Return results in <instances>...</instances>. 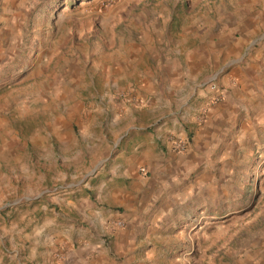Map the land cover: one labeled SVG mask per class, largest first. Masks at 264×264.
I'll use <instances>...</instances> for the list:
<instances>
[{
	"label": "rangeland",
	"instance_id": "1",
	"mask_svg": "<svg viewBox=\"0 0 264 264\" xmlns=\"http://www.w3.org/2000/svg\"><path fill=\"white\" fill-rule=\"evenodd\" d=\"M173 70L182 89L169 94ZM210 81L227 95L216 112ZM189 107L204 149L149 170V192L112 196L125 157ZM44 215L81 228L97 255L83 264H264V0H0L6 264Z\"/></svg>",
	"mask_w": 264,
	"mask_h": 264
},
{
	"label": "crops",
	"instance_id": "2",
	"mask_svg": "<svg viewBox=\"0 0 264 264\" xmlns=\"http://www.w3.org/2000/svg\"><path fill=\"white\" fill-rule=\"evenodd\" d=\"M1 5L4 6V2ZM229 73L232 74L234 83L236 84L232 85V90L236 89L240 91V66H233ZM168 75H170V82H167L165 85L168 88L167 93H175L173 89H182V84L175 79L177 73L173 70ZM144 85H148L147 87L151 90L152 87H149L151 85L149 81H146ZM226 96L225 92V96L221 99V102L213 103L212 107H210L211 111L213 109L216 112L219 110V106L223 107ZM176 97L174 96L168 101L170 106L175 107L177 105V100L179 99ZM189 98L190 96L178 107L187 106ZM196 111L195 107H189L180 116H176L177 113H174L173 118L168 117L169 119H166V121L157 126L156 132L149 133L148 136L144 137L146 142L139 153L129 155L132 156L130 158L125 157L123 170L118 173L114 172L111 174L112 177L108 178V180L112 181L109 184L112 187V196L131 200L135 195L134 190H136L138 195L149 192L147 180L144 176L149 170L150 175L155 174L157 170L167 173L169 170L176 168V166L187 165L189 159L193 160L194 156L204 149L206 144L203 147L197 148L194 137L190 136L191 128H194L195 121L201 117L199 111L197 113ZM205 133L208 135L207 129ZM210 137H205V141L210 142ZM174 138L182 139L186 143V149L179 150L175 148L172 141ZM138 145H136V148ZM118 156L119 154L116 155V157ZM130 161H133L132 165ZM136 161L147 166L145 168L144 166L142 167L144 168L143 174L133 171L132 167L136 164ZM167 175L164 174L162 176L164 178ZM46 207L42 205L41 209H46ZM109 217L104 219L105 224H102L101 230L105 228L109 229ZM116 222H114L115 225ZM59 224L60 220H57L56 215L52 218L44 215L40 217V220L37 219L36 224L33 227H29L28 230L20 229L18 231L19 248L16 250L18 254L16 264H83L87 259H90L88 260L90 263L94 262L97 257V255H92L95 252L94 246L89 241L83 240L85 236L80 234L81 228L77 227L69 230L62 225L58 226ZM73 242H77L75 247H73ZM3 247V242L1 241L0 264H6L7 260Z\"/></svg>",
	"mask_w": 264,
	"mask_h": 264
},
{
	"label": "built area",
	"instance_id": "3",
	"mask_svg": "<svg viewBox=\"0 0 264 264\" xmlns=\"http://www.w3.org/2000/svg\"><path fill=\"white\" fill-rule=\"evenodd\" d=\"M209 92H211V103H214L215 101H218L222 99L225 96L224 89L220 88L219 85L216 82L210 81L209 83H206ZM173 144L175 148L179 150H185L186 149V143L182 139H173ZM142 171H144V168H141ZM121 221H117L116 225H121Z\"/></svg>",
	"mask_w": 264,
	"mask_h": 264
}]
</instances>
